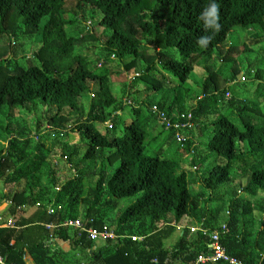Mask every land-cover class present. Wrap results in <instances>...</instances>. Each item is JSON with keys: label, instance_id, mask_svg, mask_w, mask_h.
Returning a JSON list of instances; mask_svg holds the SVG:
<instances>
[{"label": "trees", "instance_id": "16d2710c", "mask_svg": "<svg viewBox=\"0 0 264 264\" xmlns=\"http://www.w3.org/2000/svg\"><path fill=\"white\" fill-rule=\"evenodd\" d=\"M69 2L74 3L79 14L89 13L88 22L101 27L100 34L93 33L92 27L86 25L88 30L80 36L66 35L62 29L66 23L78 27L76 19L67 20L63 16ZM209 2L0 0V36L17 39L22 31V37L35 34L41 43L35 52L36 61L25 63L26 67L13 61V68H7L6 63L10 65L11 59L4 58V54L9 51V46H3L0 51V133L9 135L7 147H0V177L11 183L22 177L26 180L24 189L11 199L9 210L18 213L15 227H0V255L7 263L26 264L23 258L26 251L35 264H61V258L55 256V250L51 251L49 245L53 241L68 240L80 254L76 261H71L73 264H193L200 253L208 251L210 238L208 234L190 232L185 227L168 250L163 247V240L174 230L172 221L179 223L184 216H191L207 233L215 229L221 231L222 224H217L216 220L224 208L228 215L223 224L228 233L222 235L221 244L230 255L247 264H264V108L261 107L264 68L257 69L253 79L255 85L247 92L241 88L246 81L239 80L237 62L229 65V79L209 68L216 62L226 63L230 52L223 54L218 51V46L224 44L232 30L260 29L264 35V0H216L218 30L205 28L200 19L201 11ZM161 12L164 13L161 15ZM201 37L210 39L201 46L198 44ZM98 40L103 41L99 49L101 59H97L98 64L91 68L85 56L73 51L85 42ZM149 47L152 53L147 52ZM243 47H246L245 42ZM123 58H129L125 69H132L131 74L140 73L133 80L156 91L185 83L195 67L209 65L203 95L194 106L180 112H174L178 102L176 95L167 106L155 100L149 103L147 110L135 106L131 110L133 118L120 126L119 115L113 113L122 111L124 102L112 93L111 71L106 64L118 63ZM238 84L234 91L232 86ZM86 92L92 94L87 108L81 101ZM220 100H226L228 104L224 114L213 107ZM36 102L55 109L48 120L52 128L48 132L52 133L54 142L61 144L62 158H66L67 163L73 162L72 157L76 159L78 149L85 147V154L76 165L79 172L87 159L100 158L101 170L94 186L81 198L86 185L81 174L76 173V177L62 181L58 172L52 169L49 183L57 188L53 198L23 217L25 210L22 207L32 205L37 197L45 195L44 192L35 195L33 189L38 182L34 173L45 162L46 154L40 143L38 156L25 159L28 140L21 141L19 135L22 132L19 130V135L12 133L9 130L11 121L5 122L12 117L14 107L32 108ZM156 112H163L172 125L187 124L182 129L184 139L181 143L175 139L178 129H165L161 125L167 133L165 138L179 144L174 156H165L161 136L145 143V119L153 117L156 120ZM232 116L238 117L239 121L235 123ZM107 120L112 127H107L104 133L93 126ZM69 122L75 126L70 128V124L66 125ZM68 127L79 134L76 142L68 141ZM192 137L195 140L202 137L204 141L193 142ZM191 146L195 150H207L206 156L195 155L192 166L197 164L198 167L194 171L192 166L183 167L179 163L192 150ZM148 147L150 150L146 149ZM51 149L52 146L46 147L47 152ZM209 157L212 160L207 162ZM238 160L246 162V168L235 173L245 178L244 186L235 184L237 189L226 193L216 209L209 208L207 205L214 201L219 187L232 181L233 163ZM115 162L118 164L113 171L106 172V164ZM188 171L195 173L194 178L187 177ZM197 174L200 175L198 187L202 191L194 187ZM238 187H242L246 196L237 195ZM259 192L263 193L262 200L254 206L251 199ZM135 196L133 203L118 211L113 228L117 235L143 236L142 241L124 237L94 249L84 233L78 236L76 230L64 224L78 218L73 215V210L82 202L87 205L81 217L87 221L86 226L100 229L105 223V215L116 207L118 199ZM200 201H205L202 207ZM2 202L0 199V204ZM48 206L51 212H47ZM253 210L260 212L263 219H259L261 229L249 242L250 231L242 232L244 228L240 223L243 215ZM157 223L167 225L165 233L158 231Z\"/></svg>", "mask_w": 264, "mask_h": 264}, {"label": "rangeland", "instance_id": "374dc122", "mask_svg": "<svg viewBox=\"0 0 264 264\" xmlns=\"http://www.w3.org/2000/svg\"><path fill=\"white\" fill-rule=\"evenodd\" d=\"M66 13L63 15L64 18L67 20L76 19L74 21H77L78 27H76V24H69L71 22L66 23L62 29L65 31L67 36H80L83 32L87 31L88 29L85 28L87 26L92 27V31L95 34H100L101 27L94 26L93 23H90L88 15L89 13L85 12L84 14H79L77 9L74 7L73 2H69L65 5ZM164 12H161V15ZM165 15V14H164ZM163 15V16H164ZM82 19V20H81ZM91 27L89 30H91ZM21 36H18V38L13 39L12 36L4 35L0 36V51L3 46H9V51L5 53L4 58L11 59L10 65L7 64V68L12 69L14 64L13 61H16L20 66L26 67L27 64L33 63L36 61L35 59V52L40 47L41 43L37 41L35 34L31 37L24 38L23 33L21 31ZM232 34V35H231ZM264 36L263 31L260 29H249L244 30L240 28H236L234 31L232 30L227 38V40L224 42V44L218 46V51H222L223 54L226 53L228 50L230 53H228V57L226 58V63L222 62H216L212 64L211 67L213 71L220 74L223 78L229 79L231 73L229 71V65L233 64V62L238 63V68L240 70L239 74V80L241 82H245L241 84V88L247 92L251 91V89L254 87L255 83H253V79L256 77V71L259 68H264ZM14 40V41H13ZM243 42H245L246 47H243ZM103 44V41H88L85 42L83 45L79 47H75L73 53H81L83 56H85L89 62V67L94 68L95 64H98L97 59H101V55H99V49L100 46ZM152 48H148V53H152ZM217 51V50H216ZM217 54V53H216ZM226 57V56H225ZM178 58V56H177ZM119 62L112 61L107 62V66L109 67L111 74L109 78V84L112 90V93L116 95L118 100H122L124 102L123 104V110L122 111H115L113 113L119 115L118 120L120 122V126L122 123H128L131 118H133L132 115V108L133 107H144L145 110H147V106L150 102L153 100L163 102L164 104L169 105L171 103V100L175 97V95L178 97V102L176 107L174 108V112L177 111H184L188 110L192 106H194L198 101V99L201 98L203 86L205 83V79L209 74V71H207L206 67L209 65L202 64L198 67H195L194 70L191 73V76L188 77L187 81L185 83H179L175 85L173 88H165L161 89L159 91L146 88L144 83L140 81L133 80L134 76H137L140 74L139 72H135V69L133 72L134 74H131V70L128 71L125 69V64L129 62V58H123L122 60L119 59ZM27 63V64H25ZM117 64H119L117 66ZM230 65V66H231ZM99 67V66H98ZM160 69V68H159ZM128 71V72H127ZM238 85L232 86L234 91H237ZM90 91H92V88L90 87ZM91 93V92H90ZM88 94V92L82 94V103L85 108L88 107V103L90 100V97L92 94ZM251 93V92H250ZM226 96V95H225ZM245 96V95H244ZM249 96V95H248ZM251 96V94H250ZM211 101V99H210ZM227 101L226 100H220L219 102H215L213 107L217 110H219V113L224 114L227 108ZM262 109L264 108V102L261 106ZM55 112L54 107H49V105L41 104L39 102H36L35 105L32 108H23V107H14L12 112V117L6 119V122L11 121V128L9 130L12 131V133H16L19 135V130L22 132L19 137L21 138V141L27 139V145L25 149V159L33 158L38 156V145L41 143L43 145L44 154H46L45 162L42 163V165L39 167V169L34 173L35 178L37 179V184L35 185L33 189V194H39L41 193L43 197L35 199L32 205H25L22 208L25 210L26 214H30L35 210V208L42 203H45L47 200H51L54 196L53 191L57 190V188H53L50 186L49 183V176L52 169H55L60 179L63 181L66 178L76 177L77 174H81V179L86 184L82 191H81V198H83L88 188H92L94 186L95 181L97 179V174H99L101 170V160L100 158L96 160H90L87 159L85 162H83L84 168H82V171L79 172V168L76 167L78 165L79 159L85 154V147H80L78 149V155L76 159L73 158V162L67 163L66 158H62L61 155V144L56 143L53 141V135L52 133L48 132L49 130H52L51 125L48 123L49 117ZM178 112V113H179ZM147 114V113H146ZM220 114V115H221ZM148 116V115H147ZM233 121L237 123L238 117L232 116ZM217 118V116H215ZM70 124V126H69ZM112 123L108 120L103 123H94L93 126L96 130H98L101 133H104L106 128H111ZM70 128L72 126H75L73 123L66 124ZM239 128H242V125L238 124ZM68 127V128H69ZM68 129V141L70 142H76L79 139V134L71 129ZM75 129V127H73ZM8 130V131H9ZM144 130H145V143L147 145V142L152 139L156 138L157 136H161L160 140L163 142L162 149L164 150L165 156H174V152L176 148L178 147L177 142H172L170 138L166 139L165 136H167V133L161 126L160 122L153 117H146L145 123H144ZM18 132V133H17ZM118 135L120 134V130L117 129ZM9 135L6 133H0V147L6 148L8 145V138ZM193 138V137H192ZM193 138V142L196 141H204L202 137ZM52 149L47 152L46 147H51ZM147 150H150V148H146ZM191 151H189L188 154H186L184 157H182L179 160V163L185 166H192L193 160L197 156H206L207 150L206 149H198L195 150L193 146H191ZM195 156V157H194ZM75 159V160H74ZM212 159L209 157L207 159V162L211 161ZM93 161V162H92ZM93 163V167L92 166ZM118 164V162L115 163H107L106 164V172H112L115 166ZM194 164V163H193ZM195 165V164H194ZM197 164L196 166H192V171L197 170ZM233 174H232V181L227 182L225 184H222L215 196H213L215 199L212 203H208V207L211 209H216L219 204L220 200L226 196V193L229 194L233 190H236L235 184H240V186H244L245 184V178H241L238 175H236L241 169L246 168V162L243 161H235L233 163ZM77 173V174H76ZM236 173V174H235ZM76 174V175H75ZM193 172H187V177L194 178ZM197 181L195 183V188L197 190L202 189L199 186L200 181L198 178L200 177L199 174H197ZM26 185V180L24 177L20 178L18 181L14 182H6L3 177H0V199L3 200V202L0 204V214L1 216H5L4 213L5 210L9 209L11 205V199L15 193L21 192ZM239 190H237V195L239 196H246L243 191L240 189L242 187H238ZM47 190V191H46ZM44 192V193H43ZM34 196V195H33ZM137 196L135 197H129V198H123L117 200V205L114 209L109 210L107 214L105 215L106 218L103 220L106 224H108L111 227L115 226V219L116 215L119 210H122L125 206H127L130 203H133L135 201ZM263 197V193L259 192L255 195L254 198L251 199L252 205H256L257 202L261 201ZM205 204V201H200V207H202ZM87 208V205L80 202L78 206H76L73 210V215L77 217H82V215L85 213ZM4 211V212H3ZM3 212V213H2ZM227 210L222 209L220 210L216 223L217 224H223L224 221L227 218ZM263 219V216L260 214V212L252 211L249 214L243 215V222L240 223V227L244 228L242 229V232L244 231H250V235L247 236V239L249 242H251L257 234V231L261 229V224L259 222V219ZM174 227L173 232L168 235L163 240V247L170 250L174 244V242L177 240V238L180 236V231L182 232L183 228L185 227H191L195 225L194 219L191 216H184L179 223H175L172 221L171 223ZM157 229L159 232L165 233V230L167 228V225H164V223H157ZM176 226H180V229H177ZM182 234V233H181ZM192 235V234H191ZM190 234L188 236H191ZM194 237V235L192 236ZM59 244V245H58ZM64 244L66 247H64ZM51 249L55 250V256L61 258L62 263L61 264H72L74 260L78 259L77 249L70 244V242L67 241H53L50 244ZM59 246V247H58ZM95 246H104V242L99 241ZM58 247V248H57ZM52 251V250H51ZM63 258V259H62Z\"/></svg>", "mask_w": 264, "mask_h": 264}, {"label": "built area", "instance_id": "2783aa9c", "mask_svg": "<svg viewBox=\"0 0 264 264\" xmlns=\"http://www.w3.org/2000/svg\"><path fill=\"white\" fill-rule=\"evenodd\" d=\"M227 95V93H226ZM155 109V107L153 108ZM157 120L160 122L165 129L169 127H174L178 129L175 133V139L177 142L181 143L184 139L182 134V129L187 126L186 123H174L173 125L163 112H156ZM189 116V115H188ZM110 121H108L109 123ZM112 127V124L110 125ZM47 212H51L50 206L47 207ZM89 221H92L91 219ZM87 221L83 218L78 217L74 219H69L64 224L71 226L74 230L77 231V235L85 234V237L95 246L99 241L106 243H114L116 240L129 237L132 241H142L143 236H138L135 234L132 235H117L114 231V228L104 223L100 229H96L93 226H86ZM14 223L12 219H8L6 223L0 222V227H13ZM49 227V225H48ZM180 227V226H178ZM190 232L201 231L202 234H208L210 238V243L208 245V251L200 253L193 264H205L216 261L227 262L228 264H247L236 257L230 255L225 247L221 244V237L228 233V228L225 224L221 225V231L215 229L209 233L207 230L200 224H195L194 226L188 227ZM155 262V260H153ZM0 264H9L5 261V258L0 255ZM83 264V263H81ZM261 264V263H258Z\"/></svg>", "mask_w": 264, "mask_h": 264}, {"label": "clouds", "instance_id": "9594fccd", "mask_svg": "<svg viewBox=\"0 0 264 264\" xmlns=\"http://www.w3.org/2000/svg\"><path fill=\"white\" fill-rule=\"evenodd\" d=\"M200 19L203 20V25L205 28L211 27L213 30H218L219 24L217 21L219 19V15L216 0H210L207 7L201 11ZM209 39L210 37H201L198 40V44L203 46L207 44Z\"/></svg>", "mask_w": 264, "mask_h": 264}, {"label": "crops", "instance_id": "0c3cea01", "mask_svg": "<svg viewBox=\"0 0 264 264\" xmlns=\"http://www.w3.org/2000/svg\"><path fill=\"white\" fill-rule=\"evenodd\" d=\"M9 209H10V207H9ZM9 209H7V210H5V216H1V214H0V222H2L3 224L4 223H6L7 222V220L8 219H12L13 220V223L16 221V217L18 216V213L16 214H13V213H11L10 212V210ZM2 212V213H3ZM26 216H28V214H26V212L24 211V214H23V217H26ZM13 227H15V225L13 226ZM176 228L177 229H180V227H178V226H176ZM182 232L180 231V233L179 234H181ZM59 245V244H58ZM50 246V248L51 247H53V246H51V245H49ZM59 247V246H58ZM57 247V248H58ZM64 247H66V245L64 244ZM100 246H94V249H98ZM52 251H54L53 249H51ZM89 252H90V250H89ZM77 256H79L80 254H79V252L77 251V254H76ZM23 258H24V261H25V263L26 264H35L34 262H33V260H32V258L28 255V253L26 252V251H24L23 252ZM76 261V260H75ZM73 264V263H72Z\"/></svg>", "mask_w": 264, "mask_h": 264}]
</instances>
